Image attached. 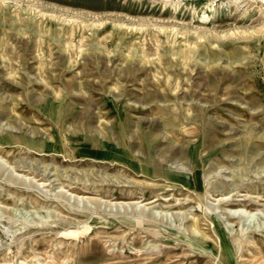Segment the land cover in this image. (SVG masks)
<instances>
[{"label": "rangeland", "instance_id": "rangeland-1", "mask_svg": "<svg viewBox=\"0 0 264 264\" xmlns=\"http://www.w3.org/2000/svg\"><path fill=\"white\" fill-rule=\"evenodd\" d=\"M0 264H264V0H0Z\"/></svg>", "mask_w": 264, "mask_h": 264}, {"label": "bare ground", "instance_id": "bare-ground-1", "mask_svg": "<svg viewBox=\"0 0 264 264\" xmlns=\"http://www.w3.org/2000/svg\"><path fill=\"white\" fill-rule=\"evenodd\" d=\"M197 150L198 149H196V150H192L191 151V153H192V155L194 154H196L197 153ZM143 166L144 167H146V165L145 164H143ZM141 168H142V165L140 166ZM151 169V168H150ZM152 171V170H151ZM177 179H179V180H181V181H184L185 183H189V182H187V180H186V177H183L182 175L180 176V175H178V178ZM199 182H200V175L198 174V173H195L194 175H193V182H191V183H193V184H199ZM157 199H155V200H153V201H151V203L152 202H154V201H156ZM240 215V214H239ZM87 229V228H86ZM76 230V229H75ZM85 230V229H84ZM73 231V230H72ZM80 231V230H79ZM216 231L218 232V234H220V236H221V245H222V247H223V249H224V254H225V257L227 258V259H229L230 261H232L233 260V257H232V246H231V244L228 242V240H227V237H225L224 236V234L221 232V230H219V229H216ZM71 232V231H70ZM84 232V231H83ZM93 232V231H92ZM77 233H78V231H77ZM81 233V232H80ZM66 234V233H65ZM75 234V233H74ZM79 234V233H78ZM103 243V242H102Z\"/></svg>", "mask_w": 264, "mask_h": 264}]
</instances>
